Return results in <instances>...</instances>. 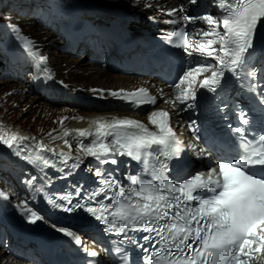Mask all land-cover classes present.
I'll return each mask as SVG.
<instances>
[{
    "label": "snow or ice",
    "instance_id": "1",
    "mask_svg": "<svg viewBox=\"0 0 264 264\" xmlns=\"http://www.w3.org/2000/svg\"><path fill=\"white\" fill-rule=\"evenodd\" d=\"M197 2L189 0L193 5ZM213 3L220 10L219 16L205 13L180 18L184 22L203 21L208 25L209 30L202 29L204 39L201 42H190L189 33L183 27L166 37L169 43H174L188 56L197 54L215 61L207 64L198 61L195 67L180 74L178 82L173 85L177 90L172 101L174 105L179 102L188 108L193 107L189 101L197 99V84L201 89L216 92L226 70L239 78L247 67L250 50L255 48L258 28L264 24V0H213ZM176 13L177 10L173 9L170 14ZM170 23L178 24L179 21L173 19ZM10 27L14 31L17 28L16 25ZM26 47L31 56L39 61L46 60L37 51H32L30 45ZM204 73L210 75L200 79ZM246 75L254 77L255 71ZM247 87L256 91V85L251 81ZM124 98L137 103L156 102L155 97L143 88ZM259 102L264 108V90L259 93ZM148 119L155 125V131L140 121L125 118L94 121V133L90 129L76 132L80 137H92L89 143L81 145L86 156L100 164L116 165L118 160L115 157L126 155L143 165L149 178H144V174L129 175L130 185L124 186L111 172L97 168L99 187L86 198L73 203L71 195L66 194L59 197L60 203L55 198H49L48 202L67 213L83 209L102 222L106 233L118 237V246L114 249L115 253L122 254L118 264H128L125 245L131 244H136L147 254L144 264H252L253 261L264 264V134L249 139L245 126L251 121L247 113L239 109L240 126L233 130L238 134L235 140L238 154L218 160L207 173L197 171L182 181H174L168 176L169 165L180 157L182 142L171 126L170 113L152 111ZM27 139L6 132L0 126V143L12 149L16 156H21L19 142ZM200 151L204 153L205 149ZM60 155L64 156L65 162L71 158L64 153ZM148 158L157 162L150 171L147 170ZM24 159L42 166L41 171L56 167L53 160L42 154L24 156ZM77 166L73 164V167ZM76 195H80V190ZM101 196L109 203L97 199ZM0 197L8 199L2 190ZM93 202L96 207L91 206ZM21 212H24L23 208ZM27 214L31 223L43 219L30 208ZM59 231L71 237L75 244H82L81 238L73 231ZM129 232L147 233L142 239L149 246L139 244ZM84 251L93 258L100 255L87 247Z\"/></svg>",
    "mask_w": 264,
    "mask_h": 264
},
{
    "label": "bare ground",
    "instance_id": "2",
    "mask_svg": "<svg viewBox=\"0 0 264 264\" xmlns=\"http://www.w3.org/2000/svg\"><path fill=\"white\" fill-rule=\"evenodd\" d=\"M10 2V0H8ZM19 1L24 10H28V16L25 18L17 16H9V25H5L9 30H13L10 25H16V31L22 32L26 38L37 39L36 42L42 47V53L49 55L50 64L56 71L57 77L67 83L71 90H77L78 88H85L87 90L103 89V90H122L132 91L138 88H146L144 81H139L133 78H127L119 75H113L104 69H101L97 65H92L86 58H76L66 56L60 51V42L56 37L44 29L38 24L35 17L31 15V9L36 5H42L43 1L40 0H11ZM55 1V0H52ZM103 2L102 4L108 6H122L127 5L131 0H97ZM140 3L139 8L135 11L142 12L144 16L156 15L158 11L156 8L162 6L163 2L160 0H138ZM7 3V2H6ZM8 4V3H7ZM6 4H1L3 7ZM10 5V4H9ZM8 6V5H6ZM32 17V18H31ZM143 23L141 19L140 24H133L137 27ZM30 40L29 42H31ZM1 68V67H0ZM1 73H7L4 68L0 70ZM8 75V73H7ZM132 89V90H125ZM147 89V88H146ZM155 93L157 90L152 89ZM85 94V93H84ZM86 95V94H85ZM19 103L24 105V111L31 112L37 110L34 115V119H40L43 121H49L56 125L55 129L49 134V136L40 138L34 136H28V138L34 143H39L46 147L49 153H58L60 151H70L73 147L72 136L78 135L76 130L78 129H90L93 133L95 131L94 121H111L113 119L121 118L122 113L119 112H103L99 109L90 108L88 111H83L78 107L66 106L64 108L53 106L44 101L43 98L31 94L30 89L23 83L11 79L8 75L3 81H0V104H4L5 110H11L19 106ZM162 108L157 110H164L170 113V122H181L178 111L172 109L168 104H162ZM132 118H139L138 116H132ZM22 122V121H21ZM51 126V124H49ZM6 132L11 129L14 133H19L14 127L3 126ZM175 131L177 128L172 126ZM18 131V132H17ZM65 133H69L65 135ZM29 135V134H28ZM71 139V141H70ZM67 141V143H65ZM70 145V146H69ZM51 150H54L51 151ZM0 153L2 150L0 148ZM2 188V187H0ZM6 254L0 250V264H9L8 259L4 256Z\"/></svg>",
    "mask_w": 264,
    "mask_h": 264
},
{
    "label": "rangeland",
    "instance_id": "3",
    "mask_svg": "<svg viewBox=\"0 0 264 264\" xmlns=\"http://www.w3.org/2000/svg\"><path fill=\"white\" fill-rule=\"evenodd\" d=\"M40 1H43V0H40ZM10 3H11V0L10 2L8 0H0V26L9 25V20H10L9 16L19 17V15H17L16 12L10 11V9H12L13 6L15 7V5H9ZM1 4H6L8 6L4 5L2 7ZM3 63L4 61L0 59L1 66L3 65ZM2 77H3V74L1 73L0 81L4 80V78ZM53 106L60 107V108L66 107V105H62V106L53 105ZM24 109L26 108H24V105L22 103H19V106H17L16 108L14 107L9 111L5 110L4 104H0V125L14 127L17 130L23 131V133H25L26 135L29 134L28 136H32V137L34 136V138L36 137L43 138V137L49 136L50 133L55 129L56 125L53 124V122L51 123L52 119H50L49 121H43L40 119L38 120L36 118L34 119V115L36 114L35 112H37V110L28 112V111H24ZM88 110L84 109L83 111H88ZM49 124H51V126ZM4 257L8 259L7 256H4ZM8 263H9V260H8Z\"/></svg>",
    "mask_w": 264,
    "mask_h": 264
}]
</instances>
